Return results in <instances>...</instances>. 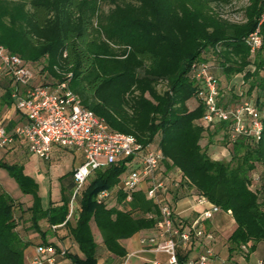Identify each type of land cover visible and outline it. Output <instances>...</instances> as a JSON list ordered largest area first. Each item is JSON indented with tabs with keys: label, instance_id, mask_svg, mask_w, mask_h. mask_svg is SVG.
<instances>
[{
	"label": "trees",
	"instance_id": "16d2710c",
	"mask_svg": "<svg viewBox=\"0 0 264 264\" xmlns=\"http://www.w3.org/2000/svg\"><path fill=\"white\" fill-rule=\"evenodd\" d=\"M233 1L0 0V45L36 64L40 81H63L72 73L71 88L83 105L104 118L111 129L133 135L142 145L163 153L164 173L180 172L178 189H194L222 210L231 211L237 226L229 238L230 252L248 245L252 253L264 241V127L258 141L239 137L233 142L228 162L214 159L202 144L205 108L196 97L190 73L193 63L205 61L220 68L229 80L242 75L248 84L243 96L264 110V45L252 55L246 44L258 25L264 0H250L247 21L242 24L221 13ZM3 87L1 103H8L10 84ZM80 91L91 93L93 100L88 102ZM222 125L230 144L229 126ZM128 162L98 170L84 189L78 221L70 226L84 254L72 257L75 264H98L92 223L107 250L120 257L127 255L122 240L156 228L158 203L144 189L134 191L129 199L120 187ZM0 166L23 191L38 198L37 185L16 165L0 162ZM257 171L261 182L256 185ZM114 186L115 204L96 201L100 191ZM16 205L0 185V264H26ZM62 210L59 220L63 222L70 200Z\"/></svg>",
	"mask_w": 264,
	"mask_h": 264
},
{
	"label": "built area",
	"instance_id": "2783aa9c",
	"mask_svg": "<svg viewBox=\"0 0 264 264\" xmlns=\"http://www.w3.org/2000/svg\"><path fill=\"white\" fill-rule=\"evenodd\" d=\"M246 44L252 55L257 54L264 45V2L258 25L246 38ZM190 73L197 86L196 97L205 108L203 123L227 124L232 143L239 137L253 141L260 139L264 127V110L259 105L245 99L241 103L223 106L218 77L210 62L196 61L191 66ZM0 74L8 78L12 87L11 99L17 110L27 119L25 123L16 125L13 131H9L0 120V148H7L20 141L30 152L45 160L51 159L56 146L84 155V162L74 172L76 187L71 201L70 217L74 212L76 197L93 173L107 165L128 160L130 168L123 176L120 187L131 199L134 191L145 186L148 198L160 207L156 230L161 240L157 242L155 238H150L141 242L143 245H150L155 251L167 253L168 260L166 263L152 261L150 264L211 263L214 256L211 248L207 247L197 257L183 258L179 254V246H189L194 239L214 238V234L207 233L201 223L221 208L197 194V204L203 207V211L188 230H185L183 223L177 220L176 210L164 200L167 183L163 171V153L152 146L142 145L133 135L111 129L104 118L85 107L80 95L71 88L72 73L63 81H36L33 64L0 45ZM173 182L178 186L176 180ZM114 190L100 191L96 201H108ZM56 252L53 246L37 248L39 258L55 255ZM65 253L64 251L62 254Z\"/></svg>",
	"mask_w": 264,
	"mask_h": 264
},
{
	"label": "crops",
	"instance_id": "0c3cea01",
	"mask_svg": "<svg viewBox=\"0 0 264 264\" xmlns=\"http://www.w3.org/2000/svg\"><path fill=\"white\" fill-rule=\"evenodd\" d=\"M213 68L215 73L217 70L221 73L220 68ZM36 76V81H39L37 74ZM4 83L10 84L8 78L0 74V120L5 123L9 131H13L16 125L25 123L27 119L17 110L12 99L8 103H1L5 94ZM10 88H12L11 85ZM0 162L16 165L37 185L38 198L32 193L23 191L16 178L6 168L0 166V185L17 204L15 209L17 232L25 244L26 264H75L73 256L84 257L79 243L71 235L70 226H75L78 221L81 212L80 198L85 185L76 197L72 216H69L76 187L74 172L84 162V155L78 151L56 146L51 159L45 160L30 152L25 144L17 141L7 148H0ZM173 171L175 170L170 173ZM170 173L165 174L167 191L164 193V200L173 204L177 220L183 222L185 230H188L200 216L203 207L197 204V193L194 189H178L173 182L180 179V172L176 170L175 174L173 173L174 177ZM145 188L143 186L141 189L145 190ZM116 199L117 194L114 190L108 202L111 205L115 204ZM67 200H70V210L65 221L62 222L59 219L63 212L62 207ZM57 214L59 216L55 217ZM67 221L69 225L65 224ZM201 224L207 233L214 234V238L194 239L189 246L181 244L179 246L181 257H197L209 247L214 252L210 264H261L264 262V241L260 242L252 253H249L248 245L234 253L230 252L229 238L237 226L231 211L226 212L221 209L211 218L203 220ZM91 228L98 245V264H150L152 261L166 263L168 260L167 253L155 251L150 245H143L141 242L143 239L150 238L160 241L156 228L142 230L131 238L122 240L127 250L125 257L109 252L94 223L91 224ZM39 246H53L57 252L55 255L39 258L37 253ZM64 251L66 253L62 254Z\"/></svg>",
	"mask_w": 264,
	"mask_h": 264
},
{
	"label": "rangeland",
	"instance_id": "374dc122",
	"mask_svg": "<svg viewBox=\"0 0 264 264\" xmlns=\"http://www.w3.org/2000/svg\"><path fill=\"white\" fill-rule=\"evenodd\" d=\"M250 5V0H234L230 5L221 8V13L223 17L227 18L231 22L242 24L247 21L246 7ZM35 70L37 65L33 64ZM220 89H221V103L223 106L227 107L233 103H241L246 97L243 96L244 90L247 89V83H244V78L242 75L233 76L230 80L223 76L222 73L216 72ZM82 97L88 102L93 100L91 93L87 91H80ZM226 127L222 123H214L212 125H207L205 138L202 140L204 146L207 145L208 152L214 159H221L228 162L232 157V151L234 149L233 143L226 144L225 131ZM176 171V170H175ZM175 171L173 173L175 174ZM172 176L174 177V174ZM259 171L254 172L255 184H259ZM94 178V173L87 180L84 189L89 186ZM116 187H112L114 190ZM199 205V204H198ZM202 207L201 205H199Z\"/></svg>",
	"mask_w": 264,
	"mask_h": 264
}]
</instances>
